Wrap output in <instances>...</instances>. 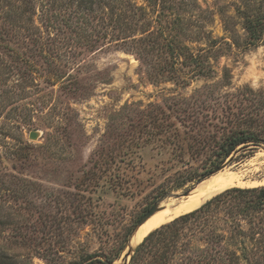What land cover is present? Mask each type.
<instances>
[{
  "label": "rangeland",
  "instance_id": "obj_1",
  "mask_svg": "<svg viewBox=\"0 0 264 264\" xmlns=\"http://www.w3.org/2000/svg\"><path fill=\"white\" fill-rule=\"evenodd\" d=\"M258 9L264 0H0V253L85 264L206 178L264 185V140L210 170L230 129L264 119V33L250 44L242 15ZM225 210L231 254L211 250L214 264H264V228ZM201 227L183 230L170 264L205 255Z\"/></svg>",
  "mask_w": 264,
  "mask_h": 264
},
{
  "label": "trees",
  "instance_id": "obj_2",
  "mask_svg": "<svg viewBox=\"0 0 264 264\" xmlns=\"http://www.w3.org/2000/svg\"><path fill=\"white\" fill-rule=\"evenodd\" d=\"M84 3H88L92 6L95 0H79ZM244 18V29L247 33L250 44L256 43L261 35L264 33V12L258 9L254 12L242 13ZM260 114L256 112V115L245 116L241 125H237L230 129L228 135L223 139L219 146V153L216 159L212 160L210 170L216 168L224 159L239 145V144H258L264 140V119L262 122H258ZM261 116V115H260ZM213 166V167H212ZM207 174V173H206ZM205 174V175H206ZM204 176V175H201ZM201 178V177H200ZM226 209L228 215H237L239 223L241 220L247 219L248 223L263 229L264 228V185L240 188L230 187L218 192L217 194L208 198L199 207L177 215L168 222H165L159 227L151 230L142 240V242L135 249L129 264H170L171 250L177 246V241L183 230L191 228V226L202 224L201 227L204 236L202 237L205 242V255L198 257V255L188 256V262L185 264H214L216 260L215 254H222L227 257L230 255L226 248L223 249V245H228L227 233L228 231L219 228L217 221V213ZM214 218V219H213ZM238 223V225H239ZM239 227V226H238ZM131 227L127 231L128 236L132 231ZM240 233V228L233 227L229 230ZM257 233V232H255ZM252 238H254L252 236ZM257 240V239H255ZM125 241L121 243L118 249L103 258L96 257L95 255H89L87 257L88 262L85 264H114V261L118 259L125 246ZM217 246L215 250L214 246ZM214 249V253L211 250ZM170 252V253H169ZM233 254V253H232ZM0 264H14V261L5 253H0ZM184 264V263H179Z\"/></svg>",
  "mask_w": 264,
  "mask_h": 264
},
{
  "label": "bare ground",
  "instance_id": "obj_3",
  "mask_svg": "<svg viewBox=\"0 0 264 264\" xmlns=\"http://www.w3.org/2000/svg\"><path fill=\"white\" fill-rule=\"evenodd\" d=\"M235 179L236 176L234 174L227 172L211 176L195 185L188 196L180 200L175 206L169 207L167 204L162 205L161 208L147 218L140 226L137 240H140L145 234L162 223L170 221L177 215L195 209L201 205L209 195L233 184Z\"/></svg>",
  "mask_w": 264,
  "mask_h": 264
},
{
  "label": "water",
  "instance_id": "obj_4",
  "mask_svg": "<svg viewBox=\"0 0 264 264\" xmlns=\"http://www.w3.org/2000/svg\"><path fill=\"white\" fill-rule=\"evenodd\" d=\"M36 132L32 131L29 133V137L30 138H35L36 137ZM228 163V162H227ZM227 163L223 164L221 167L227 165ZM220 167V168H221ZM192 190L189 189L188 191H185L181 196H186L189 194V192ZM159 208H161V205L159 204H154L153 206H151L139 219V221L137 222L135 228L133 229L132 233L130 234L127 244L123 250V254L121 256V260L118 264H129L130 259L132 257V255L135 252V249L138 247V245L142 242V240L144 239V237L150 232H148L147 234H145L140 240H137L138 238V232H139V228L140 226L147 220V218H149L153 213H155Z\"/></svg>",
  "mask_w": 264,
  "mask_h": 264
}]
</instances>
